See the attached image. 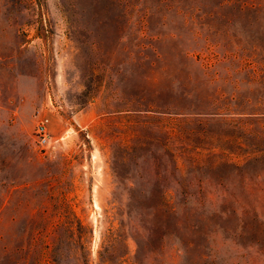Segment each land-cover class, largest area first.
I'll list each match as a JSON object with an SVG mask.
<instances>
[{
	"label": "rangeland",
	"instance_id": "374dc122",
	"mask_svg": "<svg viewBox=\"0 0 264 264\" xmlns=\"http://www.w3.org/2000/svg\"><path fill=\"white\" fill-rule=\"evenodd\" d=\"M262 171L264 0H0V264H264Z\"/></svg>",
	"mask_w": 264,
	"mask_h": 264
},
{
	"label": "built area",
	"instance_id": "2783aa9c",
	"mask_svg": "<svg viewBox=\"0 0 264 264\" xmlns=\"http://www.w3.org/2000/svg\"><path fill=\"white\" fill-rule=\"evenodd\" d=\"M47 122L48 119L46 117H41L36 124L37 142L42 147L48 146L51 140V134L48 130Z\"/></svg>",
	"mask_w": 264,
	"mask_h": 264
},
{
	"label": "trees",
	"instance_id": "16d2710c",
	"mask_svg": "<svg viewBox=\"0 0 264 264\" xmlns=\"http://www.w3.org/2000/svg\"><path fill=\"white\" fill-rule=\"evenodd\" d=\"M264 176V172L262 171V172H259V173H257V177H260V176ZM195 177V176H194Z\"/></svg>",
	"mask_w": 264,
	"mask_h": 264
}]
</instances>
